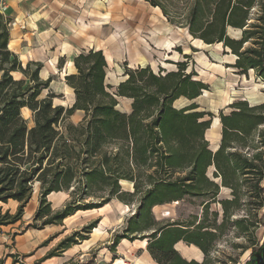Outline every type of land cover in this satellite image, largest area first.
Segmentation results:
<instances>
[{"label": "trees", "instance_id": "trees-1", "mask_svg": "<svg viewBox=\"0 0 264 264\" xmlns=\"http://www.w3.org/2000/svg\"><path fill=\"white\" fill-rule=\"evenodd\" d=\"M149 3L195 40L223 44L236 58L233 67L240 74L254 71L264 80V0ZM231 30L238 36L232 37ZM10 38V22L0 17V228L22 222L34 185L40 183L34 217L43 220L40 230L62 225L80 210L103 208L113 199L136 200L138 220L128 232H148L140 239L148 241L147 250L157 264H213L219 260L212 256L217 240L229 230L244 241L234 248L241 256L249 253L245 264H264V103L239 102L229 115L221 113V143L214 152L206 139L212 125L206 117L212 114L196 112L195 104L175 106L181 99L198 100L208 89L188 72V61L176 63V70L159 72L126 64L125 80L112 94L103 51H83L73 59L74 73L65 76L75 97L66 108L54 105V94L41 98L52 79H41V62L24 66L9 48ZM191 57L185 55L187 60ZM16 73L23 78L16 79ZM116 97L132 101L130 113L117 108ZM25 109L32 114L33 126L23 116ZM77 112L84 114L82 121L68 123ZM210 168L215 169L214 178L208 175ZM123 183L133 185L134 191H124ZM72 188H84L89 199L101 201L78 204L79 200L54 212L49 196ZM221 188L230 190L231 197L220 200ZM10 200L19 203L14 215L2 210ZM192 200L201 201L200 218L164 223L153 215L156 206ZM213 204L221 206V222L219 212H211ZM95 223L85 227V233ZM76 235L58 249L68 250ZM178 242L197 247L204 260L184 259L175 249ZM227 259L237 264V259Z\"/></svg>", "mask_w": 264, "mask_h": 264}, {"label": "rangeland", "instance_id": "rangeland-1", "mask_svg": "<svg viewBox=\"0 0 264 264\" xmlns=\"http://www.w3.org/2000/svg\"><path fill=\"white\" fill-rule=\"evenodd\" d=\"M10 0L8 2L11 3ZM16 9L34 14L32 21L23 27L26 20L22 14V19L16 17L12 7H8L0 17L10 22V46L15 53H25L27 58H34V62H41L43 69L41 79H52L49 89L43 91L41 98L54 94V105L71 107L75 102V97L70 88L66 85L65 76L74 73L73 60L83 51L102 50L108 62V72L106 84L108 91L116 93L118 85L125 80L124 73L126 64L129 68L150 66L155 72L160 69L173 71L177 69L176 63L187 62L188 72H194L196 79L208 86V89L198 100L188 101L181 99L176 102V108L195 104L198 106L196 112L211 113L206 119H212L210 130L206 134V139L211 145V149L217 151L221 143L222 128L219 119L221 113L229 115L233 111V104L246 101L250 106L264 103V80L256 72L250 71L247 74H240L233 67L236 58L232 54L226 53L223 44L205 45L199 40L191 37L187 29L171 24L162 16L159 9H155L149 0H15ZM7 4V5H8ZM24 18V19H23ZM44 18V19H43ZM23 20V21H22ZM45 23L41 24L40 21ZM32 22V24H31ZM95 28L99 30V37L93 32ZM232 37H237L238 33L230 31ZM195 50V51H194ZM19 55V54H18ZM185 55H191L192 59L187 60ZM24 66L28 61L19 56ZM55 61H57L55 63ZM45 63V64H44ZM16 79H22L21 74H14ZM118 109L124 113L131 112L132 101L126 98L116 97ZM23 116L30 126H33V118L30 111L23 110ZM84 114L77 112L67 122L78 124L82 121ZM219 123L217 129L216 124ZM214 128V129H213ZM216 128V129H215ZM217 149V150H216ZM214 168H210L208 175L214 178ZM215 180V179H214ZM221 185V180L216 179ZM124 191L133 192L134 186L123 183ZM85 189L68 192H61L60 195L51 194L48 200L52 204L54 212L63 210L65 207L76 203H99L101 198H90L84 195ZM73 192V193H72ZM41 194V185H34V203L38 202ZM231 197L230 190L221 188L219 199L224 200ZM86 199V200H83ZM76 201V202H75ZM192 203L180 202L166 205H159L153 208L152 212L158 222H174L177 220H191L192 217L202 216L200 200H192ZM13 204V203H12ZM3 212L9 211L16 214L18 207L13 205H1ZM15 208V209H14ZM139 203L136 200L122 202L117 199L103 208L92 210H80L66 221L68 233L59 239L61 231L60 225H51L46 232L43 229V220L35 221V214L28 212L25 221L20 224L5 229L7 235H19L21 238L17 242V251L2 259L4 264H62L71 258L72 254L79 249L86 250L90 245L96 247L87 253L85 258L76 255L72 258V264H91L96 260L107 262L125 261L127 264H144L139 257L143 245L148 244L147 240H141L147 236L148 232H128L135 229ZM211 212H219V220L222 221V209L219 204H213ZM78 214V215H77ZM239 217L238 215L234 218ZM213 218V216H211ZM96 222V223H95ZM29 223V224H27ZM95 223L96 226L90 233H85V227ZM65 223L63 222L62 225ZM31 226V227H30ZM35 226V227H33ZM30 233L27 234V230ZM16 231V232H15ZM29 231V230H28ZM236 231L229 230L217 240V248L212 256L215 260L213 264H220L217 261L229 262L227 258L237 259V264H245L249 258V253L240 255L241 250L234 247L244 244V241L236 238ZM262 232V230H261ZM2 233V231H0ZM76 235L75 242L70 248L73 250L66 253L58 249L61 242L68 237ZM26 234V235H25ZM45 234V235H44ZM44 236H48L44 239ZM127 236V239H122ZM86 238V239H83ZM136 238L138 243L130 239ZM126 240L127 245L122 241ZM11 247L15 248L14 238L8 239ZM38 242H40L38 244ZM37 244L34 251L29 248ZM134 247L133 249H131ZM104 250V255H99V251ZM67 251V250H66ZM198 262L204 260V254L198 249L191 247ZM134 253V254H132ZM203 254V256L201 255ZM15 256V258L10 257ZM79 259V260H78ZM78 260V261H77ZM155 262V261H154ZM156 263V262H155Z\"/></svg>", "mask_w": 264, "mask_h": 264}, {"label": "crops", "instance_id": "crops-1", "mask_svg": "<svg viewBox=\"0 0 264 264\" xmlns=\"http://www.w3.org/2000/svg\"><path fill=\"white\" fill-rule=\"evenodd\" d=\"M10 0H8V2H9ZM19 1V0H18ZM8 2H7V4H8ZM16 1L15 0H13V1H11V3H9L8 5H7V7L5 8V10H7L8 9V7H11L12 5H13V7H12V11L14 12V15L16 16V17H22V14H23V16H24V18L26 19L25 21H24V25H23V27H26V24L28 23V22H30V21H32L33 19H34V17H35V15L34 14H31L30 12H27V11H25V14L24 13H22V10L20 11H18L17 9H16ZM161 12V11H160ZM5 13V12H4ZM162 14V13H161ZM163 16V15H162ZM23 18V19H24ZM22 19V18H21ZM44 19V18H43ZM23 21V20H22ZM40 23L41 24H44L45 23V21L44 20H41L40 21ZM31 24H32V22H31ZM93 34H95L97 37H99L98 35H99V30L98 29H96L95 28V31L93 32ZM11 42V41H10ZM9 46H10V43H9ZM92 49V48H91ZM88 51H89V49H87ZM14 52V51H13ZM17 54V53H16ZM19 54V55H18ZM17 55L18 56H21V57H25L26 59H27V61H28V63L29 62H34V61H36V60H34V58H27V56H26V54L25 53H18ZM73 60V59H72ZM57 61H55V63H56ZM108 63V62H107ZM45 64V63H44ZM142 67H144V66H142ZM146 67V66H145ZM71 69H74V67H70ZM219 147V146H218ZM218 149V148H217ZM216 149V150H217ZM60 194H62L61 192H59V193H55L54 195H60ZM13 203V204H12ZM5 206H8V205H13L12 207H18L19 206V203L17 202V201H13V200H10L7 204H4ZM38 206H39V203L38 202H36V203H34V197H32V199H31V201L29 202V204L27 205V207H26V209H25V214H24V217H23V221H25L24 219H26V215H27V213L29 212L31 215L34 213L35 214V212L37 211V209H38ZM15 209V208H14ZM54 209V208H53ZM78 215V214H77ZM69 218H72V216H70ZM69 218H67L65 221H64V225H60L61 226V231H63V232H61V233H59V236L60 237H58L59 239H61V237L63 236V235H67V233H68V230H67V227H69L67 224H66V221L69 219ZM21 223V222H20ZM20 223H17V224H20ZM27 224H29V223H27ZM12 226H15V225H10V226H7V227H1L0 228V231H2V233H0V260H2V259H4V258H6V257H8V255H11V254H13V252H12V250L13 251H17V249L19 250V248L17 247V242L19 241V239L21 238L19 235H16V236H14V234L13 235H7V234H5V232L4 231H6L5 229H7V228H9V227H12ZM51 226V225H50ZM53 226V225H52ZM30 229L31 228H29L28 230H27V234L28 233H30ZM46 230H47V228H45V229H43V230H41L40 232H43V233H45L46 232ZM16 232V231H15ZM26 235V234H25ZM45 235V234H44ZM9 237H12V238H14V242H15V248H14V246H13V248L11 247V245L9 244V242H8V239H9ZM47 237L48 236H44V239H47ZM138 242H140V241H138V240H135V241H133V242H128L130 245H133V244H136V243H138ZM40 242H38V244H39ZM122 244L123 245H127L126 244V240H123L122 241ZM96 246L95 245H90L88 248H86V250H83V249H79V250H77V252H75L74 254H72V256H71V258H68L67 260H65V263L63 262L62 264H72V262H75V260H72V258L73 257H75L76 255H79L78 256V258L79 257H83V258H85L87 255H89V254H87V253H90L94 248H95ZM191 247H194L193 245H187V244H185L184 242H178L176 245H175V249L180 253V255L184 258V259H186V260H188V261H191V260H196L197 261V259H196V257L194 256V254L191 252ZM37 248V244H35V243H33V245L31 246V248H29V251H34L35 249ZM134 247H132L131 249H133ZM196 249H198L197 247H195ZM73 249L72 248H69L67 251H65L66 253H70V251H72ZM139 250H141V254H140V256L141 257H139L141 260H144L143 261V263L144 264H157V263H155L154 262V260H153V258L151 257V255H150V253L148 252V250H147V243L145 244V245H143V248H138V250H137V252L139 251ZM199 250V249H198ZM97 251H99L100 253H98V256L99 255H104V253H103V251L104 250H100V248H97ZM200 251V250H199ZM201 252V251H200ZM77 253H79V254H77ZM132 254H134V253H132ZM202 256H203V254H201ZM203 258H204V256H203ZM79 260V259H78ZM77 260V261H78Z\"/></svg>", "mask_w": 264, "mask_h": 264}, {"label": "built area", "instance_id": "built-area-1", "mask_svg": "<svg viewBox=\"0 0 264 264\" xmlns=\"http://www.w3.org/2000/svg\"><path fill=\"white\" fill-rule=\"evenodd\" d=\"M8 0H0V12L3 13L5 8L7 7ZM91 264H127L125 261L121 262H107L104 260H96Z\"/></svg>", "mask_w": 264, "mask_h": 264}, {"label": "bare ground", "instance_id": "bare-ground-1", "mask_svg": "<svg viewBox=\"0 0 264 264\" xmlns=\"http://www.w3.org/2000/svg\"><path fill=\"white\" fill-rule=\"evenodd\" d=\"M25 110H26V109H25ZM27 111H28V110H27ZM216 126H218V127H216V128L218 129V128L220 127V126H219V123H217ZM216 128H215V129H216ZM213 129H214V128H213ZM210 131H211V130H210Z\"/></svg>", "mask_w": 264, "mask_h": 264}, {"label": "water", "instance_id": "water-1", "mask_svg": "<svg viewBox=\"0 0 264 264\" xmlns=\"http://www.w3.org/2000/svg\"><path fill=\"white\" fill-rule=\"evenodd\" d=\"M212 151H214V150H212ZM215 152V151H214Z\"/></svg>", "mask_w": 264, "mask_h": 264}]
</instances>
